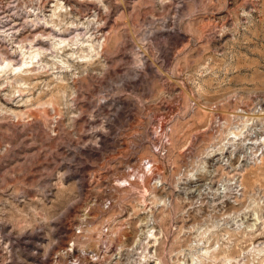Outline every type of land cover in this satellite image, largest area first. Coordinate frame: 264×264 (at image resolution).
<instances>
[{
  "label": "rangeland",
  "instance_id": "1",
  "mask_svg": "<svg viewBox=\"0 0 264 264\" xmlns=\"http://www.w3.org/2000/svg\"><path fill=\"white\" fill-rule=\"evenodd\" d=\"M0 264H264V0H0Z\"/></svg>",
  "mask_w": 264,
  "mask_h": 264
},
{
  "label": "bare ground",
  "instance_id": "2",
  "mask_svg": "<svg viewBox=\"0 0 264 264\" xmlns=\"http://www.w3.org/2000/svg\"><path fill=\"white\" fill-rule=\"evenodd\" d=\"M25 64L27 63V62H24Z\"/></svg>",
  "mask_w": 264,
  "mask_h": 264
}]
</instances>
